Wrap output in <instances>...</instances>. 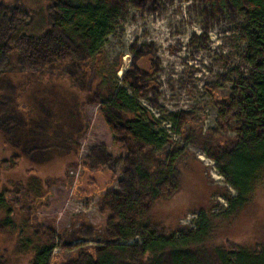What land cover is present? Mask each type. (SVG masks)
Listing matches in <instances>:
<instances>
[{"label":"rangeland","instance_id":"1","mask_svg":"<svg viewBox=\"0 0 264 264\" xmlns=\"http://www.w3.org/2000/svg\"><path fill=\"white\" fill-rule=\"evenodd\" d=\"M124 8V18L107 37L102 56L110 71L119 66L116 77L120 81L125 78L137 85L143 95L141 103L169 136L168 145L156 157L182 149L176 160L178 189L154 204L151 217L158 231L187 232L195 228L200 209L219 212L227 208L224 195L236 194L205 149L214 154L216 144L228 146L238 136L239 88L250 69L240 34L242 18L227 0H125ZM80 59L52 62L44 53L28 48L21 49L15 61L7 55L0 57V73H8L22 85L19 108L29 111L24 113L32 120L30 128H35L34 121L43 126L41 118L51 113L50 135L55 139L44 143L54 152L66 146L76 149L55 155L45 164L20 158L12 166L13 150L0 133V192L12 208L15 223L9 231L0 225V264H30L29 243L43 242L32 234L35 224L40 233L50 230L53 234L50 264H65L80 251L94 252L110 242L103 226L106 216L100 210L102 196L110 191L136 194L127 156L120 157L112 145L98 105L87 101L83 117L84 94L78 88L89 78L79 67L86 60ZM172 114L180 117L176 129L169 122ZM85 123L88 130L83 134ZM70 134L78 135L64 139ZM33 177L63 181L36 192L30 184ZM4 216L2 211L0 218ZM213 224L209 244L264 240V183L243 210ZM147 235L139 230L128 243H139Z\"/></svg>","mask_w":264,"mask_h":264},{"label":"trees","instance_id":"2","mask_svg":"<svg viewBox=\"0 0 264 264\" xmlns=\"http://www.w3.org/2000/svg\"><path fill=\"white\" fill-rule=\"evenodd\" d=\"M227 1L242 18L240 34L245 41L244 58L250 69L239 88L237 106L241 123L237 138L228 146L216 144L212 150L214 154L205 150L236 194L224 195L227 208L219 212L200 209L195 228L187 232L184 229L158 231L151 217L154 204L178 189L176 160L182 149L161 159L156 157V152L168 145L169 136L141 103L143 95L137 85L125 78L120 81L116 77L119 66L110 71L102 56L107 37L118 20L124 18L125 0H12L0 3V57L7 55L15 61L20 50L28 48L44 53L52 62L72 57L85 59L86 64L79 67L89 81L78 88L84 94L80 106L83 117L86 118L84 104L95 102L110 130L112 145L120 157L127 156L125 159L133 172L135 196L110 191L101 198L100 210L106 216L103 226L110 242L94 252L80 251L65 264H264V240L254 244H209L212 243L213 221L243 210L255 190L264 183V0ZM140 72H143L141 68ZM7 74L0 73V133L6 136L4 140L13 150L11 165L15 166L20 158L41 165L55 155L76 151L66 146L54 152L44 143L53 138L50 135L53 114L46 112L41 118L45 124L42 126L34 121L35 128H30L32 120H27L24 113L29 111L19 108L22 85ZM179 118L174 114L169 118L175 129L179 127ZM87 130L85 123L81 131L84 134ZM78 134L64 135V139H76ZM59 137L57 134L56 139ZM59 181L63 180L42 181L33 177L30 184L39 192L44 185L49 190L51 183ZM44 204L47 207L48 200ZM2 211L5 216L0 218V225L7 231L14 229L12 208L1 191L0 213ZM32 229V234L42 237L43 242L29 243L32 248L30 264H50L55 248L52 232L40 233L37 224ZM139 230H144L147 238L129 244Z\"/></svg>","mask_w":264,"mask_h":264},{"label":"bare ground","instance_id":"3","mask_svg":"<svg viewBox=\"0 0 264 264\" xmlns=\"http://www.w3.org/2000/svg\"><path fill=\"white\" fill-rule=\"evenodd\" d=\"M129 57V56H128ZM124 67V66H123ZM122 74V73H121Z\"/></svg>","mask_w":264,"mask_h":264}]
</instances>
